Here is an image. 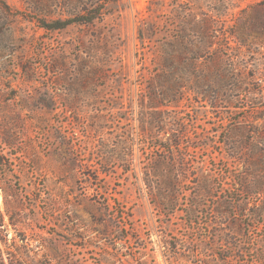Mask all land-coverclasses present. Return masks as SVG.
<instances>
[{
  "label": "rangeland",
  "instance_id": "obj_1",
  "mask_svg": "<svg viewBox=\"0 0 264 264\" xmlns=\"http://www.w3.org/2000/svg\"><path fill=\"white\" fill-rule=\"evenodd\" d=\"M0 247L264 264V0H0Z\"/></svg>",
  "mask_w": 264,
  "mask_h": 264
},
{
  "label": "trees",
  "instance_id": "obj_2",
  "mask_svg": "<svg viewBox=\"0 0 264 264\" xmlns=\"http://www.w3.org/2000/svg\"><path fill=\"white\" fill-rule=\"evenodd\" d=\"M103 7L99 4L96 5H87L84 9V13L78 15L74 18L64 19V20H54L51 22H43L42 26L47 29H60L68 26L73 22H81V23H91L95 19L101 18L103 16ZM2 219V218H1ZM2 222V220H1ZM16 257L10 258V261H6V257L4 255L3 249L0 247V264H16L15 262Z\"/></svg>",
  "mask_w": 264,
  "mask_h": 264
}]
</instances>
